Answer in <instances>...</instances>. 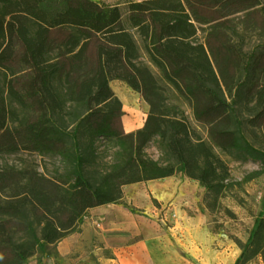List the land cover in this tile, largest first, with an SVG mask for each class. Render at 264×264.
Listing matches in <instances>:
<instances>
[{"label":"trees","instance_id":"16d2710c","mask_svg":"<svg viewBox=\"0 0 264 264\" xmlns=\"http://www.w3.org/2000/svg\"><path fill=\"white\" fill-rule=\"evenodd\" d=\"M207 1L185 0V10L129 11L104 31L82 21L49 27L9 13L0 69L8 75L12 125L0 134V156L22 150L55 160L56 168L42 172L29 158L22 166L0 164L1 190L29 194L66 230L84 223L89 208L122 201L127 184L179 174L198 180L207 199L217 202L231 186L225 156L259 162L262 168L251 177L263 174L264 149L249 138L236 98L224 95L200 38L201 26L218 17V1ZM39 6L57 18L71 5L42 0ZM238 53L248 82L258 48L239 47ZM115 79L148 103L143 127L125 129L123 103L111 86ZM100 139L112 142L109 160ZM151 144L157 159L147 152ZM35 241L40 243L37 236ZM238 243L235 264L264 258V216Z\"/></svg>","mask_w":264,"mask_h":264},{"label":"rangeland","instance_id":"374dc122","mask_svg":"<svg viewBox=\"0 0 264 264\" xmlns=\"http://www.w3.org/2000/svg\"><path fill=\"white\" fill-rule=\"evenodd\" d=\"M41 1L0 0V50L7 43L9 13L29 16L49 27L82 21L104 31L129 11L187 9L185 0H70L64 15L50 18L41 10ZM217 1L218 17L201 26L200 38L224 95L236 98L249 138L264 149V0ZM239 47L258 48L248 82ZM111 86L123 103L125 129L143 127L148 103L124 81L115 79ZM7 87L8 75L0 69V134L12 125ZM188 112L191 124L202 132ZM99 147L109 160L112 142L100 139ZM147 152L156 159L160 156L154 144ZM26 158L35 160L42 172L55 171V160L22 150L1 155L0 164L22 166ZM225 158L231 168V186L217 202L207 199V188L198 180L179 174L127 184L122 201L89 208L84 223L66 230L29 194L8 196L0 188V264H203L205 256L198 250L204 247L220 256L216 264H235L242 252L238 241H247L256 221L264 216V173L251 177L262 168L259 162ZM175 232L188 244L170 246L168 237L173 239ZM249 264H264V258Z\"/></svg>","mask_w":264,"mask_h":264},{"label":"bare ground","instance_id":"6f19581e","mask_svg":"<svg viewBox=\"0 0 264 264\" xmlns=\"http://www.w3.org/2000/svg\"><path fill=\"white\" fill-rule=\"evenodd\" d=\"M173 236H174L173 239H170L168 237V240H167L170 246L173 245V247H174V243H181L183 246H185L189 242L187 239L185 241V239L179 237L176 232L173 234ZM184 241H185V243H183ZM168 249H170V248H168ZM198 251L202 252L203 256H205L203 264H216V262H218V260H219L220 256L214 250H212L209 247H204L203 251L202 250H198Z\"/></svg>","mask_w":264,"mask_h":264},{"label":"crops","instance_id":"0c3cea01","mask_svg":"<svg viewBox=\"0 0 264 264\" xmlns=\"http://www.w3.org/2000/svg\"><path fill=\"white\" fill-rule=\"evenodd\" d=\"M176 177V176H175ZM169 178V177H168ZM171 178V177H170ZM156 181H157V179H156ZM190 198H194V196L193 195H190Z\"/></svg>","mask_w":264,"mask_h":264}]
</instances>
